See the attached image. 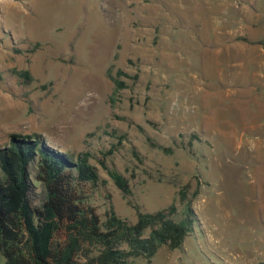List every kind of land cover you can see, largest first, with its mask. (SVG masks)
Wrapping results in <instances>:
<instances>
[{
  "label": "rangeland",
  "instance_id": "rangeland-1",
  "mask_svg": "<svg viewBox=\"0 0 264 264\" xmlns=\"http://www.w3.org/2000/svg\"><path fill=\"white\" fill-rule=\"evenodd\" d=\"M252 23L259 33L264 0H0V148L40 136L86 156L99 175L89 202L130 223L104 166L142 212L186 187L195 217L183 247L133 264H264V144L223 143L212 127L235 109L233 86L212 74Z\"/></svg>",
  "mask_w": 264,
  "mask_h": 264
},
{
  "label": "trees",
  "instance_id": "trees-1",
  "mask_svg": "<svg viewBox=\"0 0 264 264\" xmlns=\"http://www.w3.org/2000/svg\"><path fill=\"white\" fill-rule=\"evenodd\" d=\"M240 40L247 42L236 38ZM104 168L135 210L134 223L118 216L111 204L100 215L89 202L99 175L86 156L74 161L40 136L11 135L0 148V252L5 264H133L134 258L150 262L160 245L181 249L195 217L186 187L167 207L142 212L128 200L126 180ZM197 194L196 189L193 196Z\"/></svg>",
  "mask_w": 264,
  "mask_h": 264
},
{
  "label": "crops",
  "instance_id": "crops-1",
  "mask_svg": "<svg viewBox=\"0 0 264 264\" xmlns=\"http://www.w3.org/2000/svg\"><path fill=\"white\" fill-rule=\"evenodd\" d=\"M248 25L253 30L252 34L249 37L242 34L234 36L231 44L224 49L222 62L228 63V67L221 65L222 68L212 74L217 75L220 81L232 85L234 89L231 95L235 98V109L231 122L226 116H222L220 121L212 124V120L204 117L205 130L210 132L212 128L209 125L212 124L213 130L223 135V143L233 140L237 143L264 144V45L257 44L264 40V24L257 34L254 30L258 28V24ZM237 37L246 38L247 42L236 41ZM216 95L222 104L223 99L229 96V91L222 89ZM220 110L225 111L223 115L228 113L223 106Z\"/></svg>",
  "mask_w": 264,
  "mask_h": 264
}]
</instances>
